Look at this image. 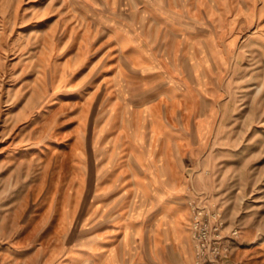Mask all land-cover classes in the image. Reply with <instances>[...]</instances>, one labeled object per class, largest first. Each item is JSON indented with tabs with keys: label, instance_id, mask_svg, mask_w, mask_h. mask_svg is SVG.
I'll list each match as a JSON object with an SVG mask.
<instances>
[{
	"label": "rangeland",
	"instance_id": "374dc122",
	"mask_svg": "<svg viewBox=\"0 0 264 264\" xmlns=\"http://www.w3.org/2000/svg\"><path fill=\"white\" fill-rule=\"evenodd\" d=\"M217 211L264 264V0H0V264H194Z\"/></svg>",
	"mask_w": 264,
	"mask_h": 264
},
{
	"label": "built area",
	"instance_id": "2783aa9c",
	"mask_svg": "<svg viewBox=\"0 0 264 264\" xmlns=\"http://www.w3.org/2000/svg\"><path fill=\"white\" fill-rule=\"evenodd\" d=\"M201 213L202 211L198 210V216ZM214 216L219 223L215 227L213 235L208 237L199 236L197 238L194 264H224V260L230 256L233 240L238 236V229L233 231L234 237L230 241H223L221 213L217 211Z\"/></svg>",
	"mask_w": 264,
	"mask_h": 264
},
{
	"label": "crops",
	"instance_id": "0c3cea01",
	"mask_svg": "<svg viewBox=\"0 0 264 264\" xmlns=\"http://www.w3.org/2000/svg\"><path fill=\"white\" fill-rule=\"evenodd\" d=\"M158 202H159V201H158ZM164 203H165V202H164ZM157 204H158V203H157ZM165 204H167V203H165ZM164 241H166L165 238H164L163 242H164ZM183 252H184V251H183Z\"/></svg>",
	"mask_w": 264,
	"mask_h": 264
}]
</instances>
